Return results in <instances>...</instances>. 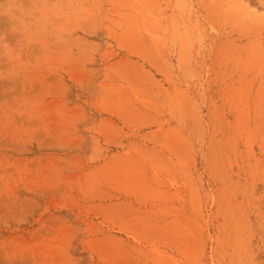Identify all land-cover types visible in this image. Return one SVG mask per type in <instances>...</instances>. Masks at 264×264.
Returning a JSON list of instances; mask_svg holds the SVG:
<instances>
[{"label":"rangeland","instance_id":"374dc122","mask_svg":"<svg viewBox=\"0 0 264 264\" xmlns=\"http://www.w3.org/2000/svg\"><path fill=\"white\" fill-rule=\"evenodd\" d=\"M0 264H264V0H0Z\"/></svg>","mask_w":264,"mask_h":264}]
</instances>
